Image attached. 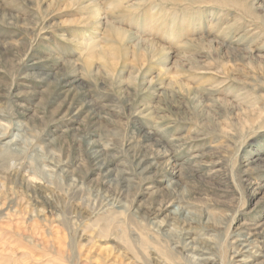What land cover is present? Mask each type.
Masks as SVG:
<instances>
[{"label": "rangeland", "instance_id": "obj_1", "mask_svg": "<svg viewBox=\"0 0 264 264\" xmlns=\"http://www.w3.org/2000/svg\"><path fill=\"white\" fill-rule=\"evenodd\" d=\"M0 264H264V0H0Z\"/></svg>", "mask_w": 264, "mask_h": 264}, {"label": "bare ground", "instance_id": "obj_2", "mask_svg": "<svg viewBox=\"0 0 264 264\" xmlns=\"http://www.w3.org/2000/svg\"><path fill=\"white\" fill-rule=\"evenodd\" d=\"M96 149V148H95ZM98 151V150H97ZM99 153H100V151H99ZM97 154H98V152H97ZM102 155V154H101ZM103 157V156H102Z\"/></svg>", "mask_w": 264, "mask_h": 264}]
</instances>
